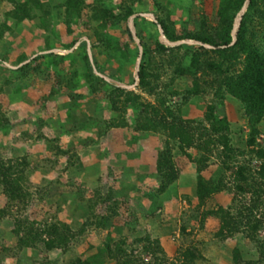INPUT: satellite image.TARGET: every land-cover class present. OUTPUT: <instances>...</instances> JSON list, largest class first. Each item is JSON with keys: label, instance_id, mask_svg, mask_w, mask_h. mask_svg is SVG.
<instances>
[{"label": "rangeland", "instance_id": "rangeland-1", "mask_svg": "<svg viewBox=\"0 0 264 264\" xmlns=\"http://www.w3.org/2000/svg\"><path fill=\"white\" fill-rule=\"evenodd\" d=\"M223 19L219 0H0V264H264V117L253 136L224 84L244 55L195 37ZM249 32L264 52V0Z\"/></svg>", "mask_w": 264, "mask_h": 264}, {"label": "trees", "instance_id": "trees-1", "mask_svg": "<svg viewBox=\"0 0 264 264\" xmlns=\"http://www.w3.org/2000/svg\"><path fill=\"white\" fill-rule=\"evenodd\" d=\"M244 2L245 0H219V11H221L224 18L220 24V29L216 31L214 35H196L195 37L197 40L213 46L215 51L224 58H226L225 54L229 52L227 58L229 60H235L240 54L244 55V66L242 70L228 75L224 84L229 95L243 104L252 135L255 136L259 132L256 125L264 117V52L256 46L253 40L255 34L249 32V24L255 12L258 10V0H250L245 13L242 15L239 29L236 33V40L229 46L232 40L231 29L233 17L241 9ZM160 23L163 29L166 30L163 21ZM76 42L77 40L74 41V43ZM85 44L86 42L83 41L80 47L85 46ZM199 47L204 48L202 45H199ZM84 61L92 76H94V79L104 81L102 77L100 78L93 73L87 54L84 56ZM143 70L144 63L141 62L139 78L142 86L145 84V74L142 73ZM117 89L121 88L117 87ZM223 122L225 124L227 123L226 120ZM213 130L218 131L220 129L215 126ZM101 255L102 253L99 254V258ZM95 262L94 260V263ZM102 262L103 261H99L98 263L100 264Z\"/></svg>", "mask_w": 264, "mask_h": 264}, {"label": "water", "instance_id": "water-1", "mask_svg": "<svg viewBox=\"0 0 264 264\" xmlns=\"http://www.w3.org/2000/svg\"><path fill=\"white\" fill-rule=\"evenodd\" d=\"M249 2H250V0H245V2H244V4H243V7H242V9H241V12H240V14L238 15V17H237L236 20H235V27H234V30H233V33H232V35H233V39H232V41H231V43H230L229 45H232V44L235 42V40H236L237 28H238V26H239V24H240V21H241V18H242V14H243V12L246 11ZM129 28H130L131 34L133 35L134 39H136V38H135L136 36H135L134 26H133V24H131V25L129 26ZM188 42H191V43H192V41H188ZM193 42H194V43L201 44L200 42H197V41H193ZM178 43H179V42H178ZM206 45H207L208 47H213V46H211V45H209V44H206ZM139 47H140V55H141V53H142V48H141L140 45H139ZM88 51H89V50H88ZM89 57H90V60L92 61V57H91V54H90V53H89ZM28 61H30V60H28ZM28 61H25V62H28ZM139 62H140V57L138 58V60H137V65H136V72H135V76H136V78H138V75H139V74H138V66H139ZM12 67H14V66H12ZM94 71H95V73H96L97 75H99V76L102 77L103 79H105V80H107V81L115 82V83H116L118 86H120V87H127V88L130 87V85L123 84V83L118 82V81H116V80L110 79V78L104 76V75L101 74V73H98V72L96 71L95 68H94Z\"/></svg>", "mask_w": 264, "mask_h": 264}, {"label": "crops", "instance_id": "crops-1", "mask_svg": "<svg viewBox=\"0 0 264 264\" xmlns=\"http://www.w3.org/2000/svg\"><path fill=\"white\" fill-rule=\"evenodd\" d=\"M84 41L87 43V45H89V41L85 38L84 39ZM76 43H78V41L76 42ZM112 82V81H111ZM113 83H115V82H113ZM116 84V83H115Z\"/></svg>", "mask_w": 264, "mask_h": 264}]
</instances>
